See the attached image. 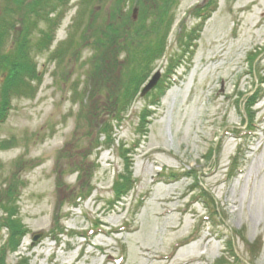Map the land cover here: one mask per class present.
<instances>
[{"label": "rangeland", "instance_id": "1", "mask_svg": "<svg viewBox=\"0 0 264 264\" xmlns=\"http://www.w3.org/2000/svg\"><path fill=\"white\" fill-rule=\"evenodd\" d=\"M168 1L44 9L56 23L41 50L45 19L31 29L37 78L32 92L11 97L0 124V198L13 193L26 229L6 264H264V0H216L204 20L194 8L209 0ZM162 14L173 19L163 55L113 119L132 47L149 37L135 34ZM200 21L184 50L178 33ZM157 71L159 99L158 83L140 95ZM124 172L130 190L117 196ZM9 235L0 227V246Z\"/></svg>", "mask_w": 264, "mask_h": 264}, {"label": "trees", "instance_id": "2", "mask_svg": "<svg viewBox=\"0 0 264 264\" xmlns=\"http://www.w3.org/2000/svg\"><path fill=\"white\" fill-rule=\"evenodd\" d=\"M4 1V15L0 16V124L7 117L10 109L11 97L25 92L28 94L29 91L32 92V90H30L31 79L37 78L38 71H36V65L30 56L32 47L30 46L29 35L31 29L36 26L39 19H45L48 28L40 30V35L34 44V48L36 50H41L47 47L52 41V28L56 23V20L52 19L49 21L47 18L48 14H45L44 9H48L49 12L52 10L56 11V8L62 7L68 2V0H53L52 2H50L51 0ZM171 2L172 0L166 2L167 6H170ZM215 3L216 0H209L204 4L202 9H200V7H195L194 10L196 11V14L204 20L215 7ZM21 9L24 11V21L19 30V37L15 40L14 46L4 52V41L8 36L9 31L15 27V22L13 17H11V14L13 15L14 11H18L21 14ZM172 22L173 19L171 17L168 15L166 17L165 14H162L159 15L156 21L152 22V25L149 27L150 30H143L144 33L140 35L137 30L135 38H144L147 35H149V37L145 41H139L132 47L133 50L130 57L131 60L135 59L134 62L136 63H134L132 72H128L130 79L128 77L129 81L127 79L126 82H128L126 84L124 82L125 86L120 98L116 103H112L111 107H109V110L113 114V119L118 120V118L127 111L133 96L137 93V88L144 82L147 78L146 75H148V72L153 69L156 61L163 55ZM201 24L202 22L200 21L199 26L196 25L194 29H189L186 36L183 38L181 37L184 34V31L181 30L178 33V42L183 45L181 46L183 49L192 44L191 40L197 39V36H194V34L197 35L200 31ZM130 32H133V30H130ZM179 50L183 53L185 49L182 50L179 48ZM180 56L182 55H173L168 59L169 64L167 68L169 71L175 69L177 60H179ZM159 84L160 83L157 84V87H161ZM163 90L164 89L161 87L158 94L155 95V98L157 97L159 99V94L161 95ZM141 117L142 120H144L145 115L143 116L142 114ZM104 129L105 131L107 130L106 128ZM6 144L7 143L0 137V149L5 148ZM126 173L124 172L119 175L113 183V191L117 196L122 193L126 194L130 190L131 185L129 183L132 182V180L127 177L128 175H125ZM9 193L6 194L7 196L5 198H0V227H7V230L10 233L5 242L0 246V264H6L5 260L8 253L15 250L20 242L21 236L26 232L25 227L16 217V207L12 203V199H10L13 193L11 191H9ZM16 264H28V262L23 257L20 258Z\"/></svg>", "mask_w": 264, "mask_h": 264}, {"label": "water", "instance_id": "3", "mask_svg": "<svg viewBox=\"0 0 264 264\" xmlns=\"http://www.w3.org/2000/svg\"><path fill=\"white\" fill-rule=\"evenodd\" d=\"M135 12H136V9L133 10V15L135 14ZM159 78H160V73L157 71L148 79V81L145 83V85H143V87L141 88V91H140V95H144L150 89H152L157 84ZM41 235H42V233L34 234L32 236L33 241L37 240Z\"/></svg>", "mask_w": 264, "mask_h": 264}, {"label": "bare ground", "instance_id": "4", "mask_svg": "<svg viewBox=\"0 0 264 264\" xmlns=\"http://www.w3.org/2000/svg\"><path fill=\"white\" fill-rule=\"evenodd\" d=\"M147 254L150 256L151 253H147Z\"/></svg>", "mask_w": 264, "mask_h": 264}]
</instances>
